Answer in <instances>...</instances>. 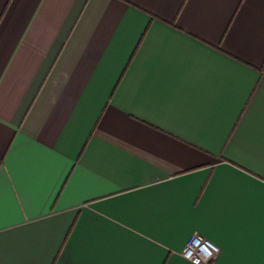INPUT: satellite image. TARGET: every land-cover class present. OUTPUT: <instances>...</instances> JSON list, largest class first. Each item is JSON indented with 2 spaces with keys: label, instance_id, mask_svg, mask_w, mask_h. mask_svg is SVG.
<instances>
[{
  "label": "crops",
  "instance_id": "1",
  "mask_svg": "<svg viewBox=\"0 0 264 264\" xmlns=\"http://www.w3.org/2000/svg\"><path fill=\"white\" fill-rule=\"evenodd\" d=\"M264 264V0H0V264Z\"/></svg>",
  "mask_w": 264,
  "mask_h": 264
},
{
  "label": "built area",
  "instance_id": "2",
  "mask_svg": "<svg viewBox=\"0 0 264 264\" xmlns=\"http://www.w3.org/2000/svg\"><path fill=\"white\" fill-rule=\"evenodd\" d=\"M219 253V247L209 239L198 235H191L179 255L191 264H205L211 262Z\"/></svg>",
  "mask_w": 264,
  "mask_h": 264
}]
</instances>
